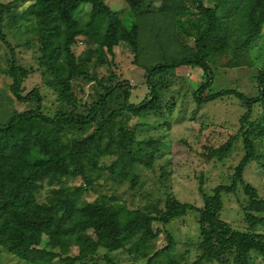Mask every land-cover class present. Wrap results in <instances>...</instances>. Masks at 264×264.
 <instances>
[{
    "label": "trees",
    "instance_id": "1",
    "mask_svg": "<svg viewBox=\"0 0 264 264\" xmlns=\"http://www.w3.org/2000/svg\"><path fill=\"white\" fill-rule=\"evenodd\" d=\"M124 1L128 6L126 21L104 0H31L18 15H8L11 23L21 19L33 23L35 68L18 62L14 45L1 28L2 13L15 2L0 3V41L10 56L0 72L10 78L8 87L15 99L33 103L28 109L8 114L0 108V246L30 264H98L99 260L116 264L112 251L126 248L136 257H146L153 240L161 235L165 244L148 257L150 260L178 244L162 226L193 211L199 240L190 264H255L254 260L264 258V233L255 228L264 225V197L244 182L243 172L250 161L261 158L255 154L253 139L264 136V72L259 71L255 96L230 88L210 92L209 86L216 57L230 56L236 64L240 54L247 52L260 36L264 0ZM148 18L153 27L155 22L162 26L163 38H158L157 33L153 40L141 38ZM79 38L87 46L83 56L74 55L71 49ZM144 43L162 52L148 54L141 62ZM120 44L129 48L150 90L138 103L128 100L132 87L125 80L122 84L112 69L115 49ZM92 53L110 66L105 76L89 75L86 61ZM182 67L202 72L200 83L188 82L183 90L197 106L234 95L245 107L236 132L207 154L208 158L222 160L233 144L241 141L243 155L230 181L216 185L210 194L204 192L200 181L201 207L179 201L170 192L165 194L163 207L153 203L147 210L125 208L123 203L104 195L79 203L78 195L92 182L88 170L105 168L113 178L135 185L138 164L151 168L158 149L134 152L135 132L129 120L132 115L171 112L175 105L173 94L170 100H164L162 88L169 90L172 82L165 87L162 82L166 75H174ZM34 70L42 84L56 95L58 104L53 111L42 108L43 96L38 87L22 92L24 81ZM75 77L95 81L90 100L82 101L74 94L71 83ZM180 88L173 91L180 92ZM255 104L261 112L252 118ZM165 124L168 128L171 125L168 121ZM142 142L158 146L157 141ZM110 154L115 155L110 165H98L103 156ZM79 176L84 186L67 185L68 179ZM239 186L245 196L239 204L246 223L243 230L220 218L222 193L233 194ZM153 223L161 227L153 228ZM188 246L185 243L182 251L186 252ZM100 250L104 252L100 254ZM167 262L178 264L175 258Z\"/></svg>",
    "mask_w": 264,
    "mask_h": 264
},
{
    "label": "rangeland",
    "instance_id": "2",
    "mask_svg": "<svg viewBox=\"0 0 264 264\" xmlns=\"http://www.w3.org/2000/svg\"><path fill=\"white\" fill-rule=\"evenodd\" d=\"M13 1L15 2L14 6L10 7L8 12L2 13L1 28L6 39L14 45V54L18 62L25 67L35 68L37 52L35 39L32 38L34 35L33 23L22 21V19L11 23L8 17L10 14L18 15L25 10L31 0H0V3L7 4ZM104 1L109 7L118 11L119 16L124 21L129 19L128 6L124 0ZM206 2L208 3V1ZM144 24L146 25L141 32V38L153 40L156 33L158 38L159 36L163 38L164 32L159 23L155 22V27H153L150 18H148ZM151 47V45L144 43L139 55L141 62L146 60L148 54H160L162 52L158 47L153 50ZM71 49L74 55L83 56L87 46L79 38L72 44ZM170 51L168 49L167 53ZM103 54V58H108L105 52ZM9 57V49L0 41V67L8 65ZM216 60V67L211 66L213 80L209 86L210 92L230 88L249 97L257 95L259 71L263 70L264 72V23L260 36L247 52L240 54L236 59V64H233L234 60H231L230 56L221 55L216 57ZM86 62L91 77L105 76L110 70V66L106 62L101 63V59L99 60L96 53H92L90 60ZM112 69L122 84L125 80L132 87L128 98L131 103H138L150 91L144 83L142 68L133 62L132 54L126 45L120 44L116 47ZM165 77L166 80L162 82L164 87L169 81L172 82L169 90L162 88L164 100H170L169 97L173 94L175 105L171 112L162 110L132 115L129 120V124L135 132L133 151L153 152L158 149L154 151L155 159L151 168H145L138 164L135 185H131L128 181H119L117 178H113L112 173L105 168L94 171L88 170L87 176L92 179V182L87 189H83L78 195L79 203L92 201L104 195L112 197L121 204L123 203L125 208L147 210V208L151 209L150 205L153 203H157L158 207H163L165 194L170 192L179 201L201 207L202 199L198 190L200 181L202 189L207 194H210L211 189L216 185L227 184L230 181L233 168L243 155L241 141H236L229 154L222 160L213 156L208 158L207 154L210 150L223 145L228 137L236 132L238 119L243 114L245 107L234 95L219 97L197 106L187 92L183 94V90L188 82L197 85L202 81L200 69L182 67L174 71V75L170 73ZM10 81L9 77L0 72V108L8 114L12 110L22 111L33 106L31 102H21L12 96L8 87ZM71 85L76 97L82 101L91 99V92L95 85L94 80L87 81L75 77ZM33 87H38L43 96L42 108L53 111L58 104L55 100L56 95L49 87L42 84L40 75L36 70L32 71L24 81L22 92L25 93ZM179 88L180 92L173 91ZM260 112V107L257 104L253 105L251 117L258 116ZM167 121L171 123L169 128L165 124ZM138 140L141 142L139 143ZM143 140H150L155 143L157 141L158 146L144 144ZM253 142L255 154L260 155L261 158L260 160L254 159L247 164L243 172V180L257 190L259 197H264V136L254 137ZM114 157V154L105 155L98 162V165H105L104 167H106L110 165ZM260 163L262 164L260 165ZM66 183L69 187L80 184L84 186V180L80 176L75 179H68ZM221 198L223 208L220 212V218L228 222L233 228L243 230L246 223L242 218L239 204L244 201L245 196L242 194L240 186L233 194L222 193ZM123 212L124 210L120 214L122 221L124 220ZM156 226L161 227V225L153 223V228ZM162 227L178 242L175 247L148 260L153 252L165 244L163 236L160 235L151 243L146 257H136L130 254L126 248L112 251L111 254L117 260L116 264H167L168 258H175L178 264H190L196 253L195 247L199 240L195 212H186ZM255 228L256 231L264 233V225H257ZM131 243L132 240L128 241L127 246L130 247ZM185 243L190 245L186 252L182 251ZM72 251L75 252V248H72ZM103 252L104 250H100V254ZM254 263L264 264V258L259 257V259L254 260ZM0 264L30 263L0 246ZM98 264L110 263L99 260Z\"/></svg>",
    "mask_w": 264,
    "mask_h": 264
}]
</instances>
